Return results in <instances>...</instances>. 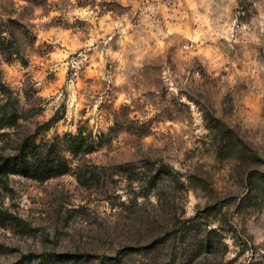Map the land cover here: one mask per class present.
Segmentation results:
<instances>
[{"label": "rangeland", "instance_id": "374dc122", "mask_svg": "<svg viewBox=\"0 0 264 264\" xmlns=\"http://www.w3.org/2000/svg\"><path fill=\"white\" fill-rule=\"evenodd\" d=\"M30 143L68 171L0 174V264H264V0H0Z\"/></svg>", "mask_w": 264, "mask_h": 264}, {"label": "trees", "instance_id": "16d2710c", "mask_svg": "<svg viewBox=\"0 0 264 264\" xmlns=\"http://www.w3.org/2000/svg\"><path fill=\"white\" fill-rule=\"evenodd\" d=\"M71 138L81 141L80 138ZM56 153L45 144H27L17 154L0 155V174L23 175L40 181L63 175L68 171V166L61 158L51 157Z\"/></svg>", "mask_w": 264, "mask_h": 264}, {"label": "built area", "instance_id": "2783aa9c", "mask_svg": "<svg viewBox=\"0 0 264 264\" xmlns=\"http://www.w3.org/2000/svg\"><path fill=\"white\" fill-rule=\"evenodd\" d=\"M240 29V25L236 24L232 29V36H235V33Z\"/></svg>", "mask_w": 264, "mask_h": 264}]
</instances>
